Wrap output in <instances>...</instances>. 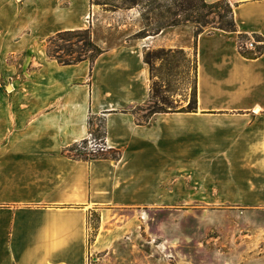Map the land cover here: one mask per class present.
Here are the masks:
<instances>
[{"label":"crops","instance_id":"1","mask_svg":"<svg viewBox=\"0 0 264 264\" xmlns=\"http://www.w3.org/2000/svg\"><path fill=\"white\" fill-rule=\"evenodd\" d=\"M226 1L234 33L197 38L182 25L137 39L142 20L102 18L116 34L108 47L90 0H0V264H264V0ZM91 15L104 50L95 64L48 58L47 41L91 28ZM250 41L257 50H241ZM151 50L196 54V112L139 120L152 95ZM99 117L108 151L74 157ZM183 170L202 175V248L196 225L183 240H159L153 212L166 208L155 203L197 199L180 195Z\"/></svg>","mask_w":264,"mask_h":264},{"label":"trees","instance_id":"2","mask_svg":"<svg viewBox=\"0 0 264 264\" xmlns=\"http://www.w3.org/2000/svg\"><path fill=\"white\" fill-rule=\"evenodd\" d=\"M126 1L128 10L134 9L142 3L140 0H120ZM144 5L146 8H151L143 15L145 29L136 35L137 39H144L149 36H157L165 29L178 27L182 25H193L196 29V37L204 33L206 28H212L225 32H236V23L234 11L231 5L222 0L216 3H208L206 0H146ZM92 5L110 6L114 11H117L118 6L101 3L97 0H90ZM164 51V50H161ZM48 58L57 61L62 66H73L84 61H89L92 65L104 53L93 40L90 29L64 31L51 37L47 41L46 48ZM170 53V52H168ZM178 53V52H177ZM183 53V52H181ZM245 56H249L242 51ZM172 54V53H170ZM145 62L151 67L152 56L145 54ZM197 69V68H196ZM160 91L158 92L159 95ZM153 98V90L151 100ZM194 103H190L186 108L177 109L171 107L172 103L168 98H160L166 109L151 110L145 117V121L149 122L151 117L160 113H192L197 111V80L194 92ZM99 124H94V119L89 120L90 134L97 140L105 141L106 129L105 120L98 119ZM88 140L76 144L70 149V153L76 158L83 160H94L103 155V153L88 152ZM114 160L119 159V154H112ZM96 218V217H95ZM97 232V228L95 229Z\"/></svg>","mask_w":264,"mask_h":264},{"label":"rangeland","instance_id":"3","mask_svg":"<svg viewBox=\"0 0 264 264\" xmlns=\"http://www.w3.org/2000/svg\"><path fill=\"white\" fill-rule=\"evenodd\" d=\"M101 3H109L115 6H118L117 11H114L110 6L104 7V6H97L94 5V8L96 10H99L96 12V15L99 16L101 19V22L104 23L105 21L102 20V18H119L121 21H143V15L146 14L151 8H145L144 5L147 3L146 0H140L142 3H140L139 6H137L134 9V13L129 12L127 8L126 1H120V0H99ZM97 0H95L94 3H96ZM100 7V8H99ZM103 10H106L108 12H104ZM98 13V14H97ZM115 14H119L116 15ZM93 15L87 20L88 23L93 25L92 21ZM95 17V21H96ZM118 20V21H119ZM144 23V21H143ZM105 24V23H104ZM111 24H115L113 21H111ZM145 25V24H144ZM107 28V24L101 25L100 27V36L101 38H104V40H107V45L110 47L114 44L113 38L116 36V34H109V32L105 31L103 28ZM206 29H212L206 28ZM108 30V29H106ZM92 33V31H91ZM109 35H108V34ZM93 36V34H92ZM146 53L150 54L152 56V66H151V73L153 76V83H152V90H153V98L150 100L147 104H145L143 107L139 108L136 112L139 114V120L145 119V117L148 115V113L151 110H158L167 108L168 106H164L160 98H168L169 101L172 103L171 107L181 109L186 108L190 103H194V92H195V85H196V68H197V61H196V54H184L181 52L170 54L166 51L161 50H151L147 51ZM160 91L159 95L158 92ZM99 120L102 119V117L98 118ZM98 119L94 120V124H99ZM98 143L99 140H97ZM76 152H74L73 155H75ZM184 171V172H183ZM181 171V178H180V195L181 196H187L188 191L190 193L195 194L197 199H181V200H168V201H158L156 202V206L166 209L162 212L154 214H158L157 219H160V223L164 225L165 231L160 232L161 235V241H170L174 238H179L180 240H183L187 238L188 235H195L194 238H196V241L198 244H200L201 248L202 246L209 240V234H207L204 231L203 228V211H204V201L202 199V175L199 171L195 173L194 175H187V172L185 170ZM201 171V170H200ZM184 179H189L193 185L189 186L188 184H184ZM192 191V192H191ZM156 207H151L149 209H155ZM176 215L174 217V223L175 220L178 219L180 223V231L177 233L175 229H172V215ZM156 218V217H154ZM93 228L94 232H91L92 236L96 235L95 229L97 228V217L93 218ZM196 225L195 232L188 233L186 232L188 229V226H194ZM93 238V237H92ZM145 240L150 239L151 236L149 234H146L144 236ZM163 252L165 250L163 249ZM163 258H168L169 255L162 254Z\"/></svg>","mask_w":264,"mask_h":264},{"label":"built area","instance_id":"4","mask_svg":"<svg viewBox=\"0 0 264 264\" xmlns=\"http://www.w3.org/2000/svg\"><path fill=\"white\" fill-rule=\"evenodd\" d=\"M257 44L255 42H245L244 44H241V50H249V51H256ZM100 143H98L97 139H95L92 135L89 136L88 139V150L89 152L93 153H105L108 151L107 145L105 144V141L102 142L99 140Z\"/></svg>","mask_w":264,"mask_h":264}]
</instances>
